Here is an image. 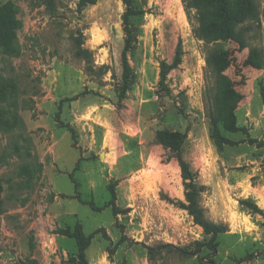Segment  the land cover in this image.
<instances>
[{
    "label": "rangeland",
    "instance_id": "rangeland-1",
    "mask_svg": "<svg viewBox=\"0 0 264 264\" xmlns=\"http://www.w3.org/2000/svg\"><path fill=\"white\" fill-rule=\"evenodd\" d=\"M79 1L50 10L42 0H0L17 20V52L0 45V264H76V241L63 233L76 222L107 234L92 238L88 264H264V64L244 65L251 47L264 54V0L244 49L197 37L184 0H134L144 12L131 17L130 88L124 0ZM219 45L244 94L242 129H223L221 151L210 136L216 84L206 62ZM162 129L187 135L181 155L206 186L205 215L227 226L214 242L179 204L182 168L157 140ZM162 244L174 248L151 249Z\"/></svg>",
    "mask_w": 264,
    "mask_h": 264
},
{
    "label": "trees",
    "instance_id": "trees-1",
    "mask_svg": "<svg viewBox=\"0 0 264 264\" xmlns=\"http://www.w3.org/2000/svg\"><path fill=\"white\" fill-rule=\"evenodd\" d=\"M50 10L56 6L55 0H42ZM188 7L196 10L198 26L196 27V36L207 42H218L232 40L240 48L248 47L247 33L252 30V21L257 17L259 5L257 0H184ZM96 0H80L81 8L88 4L95 3ZM126 11L123 15L124 30L126 33L125 46L122 51L123 82L130 88L136 81V74L132 71L128 62L127 51L135 39V32L132 27L131 17L143 13L134 5V0H124ZM80 8V9H81ZM17 20L12 4L7 3L0 8V45L6 52L16 53L15 29ZM86 51L79 48L78 54ZM181 59V46L177 47L174 65ZM206 62L209 70L215 75V94L212 103L208 106V117L210 119V136L221 151L224 145L229 141L223 134V129L229 131H239L242 128L237 124L236 110L244 98V94L236 88L235 81L226 73L231 64V54L228 49L219 45L209 51L206 56ZM264 64L263 50L257 46L249 49L248 55L244 60L245 66H251L261 69ZM162 79H165L169 66L162 62ZM156 138L159 142L170 147L179 155V161L182 168V176L185 186V201H180L181 207L188 210L194 221L201 225L206 233H212L211 241L219 233L227 231L225 224L215 223L209 220L205 215V209L201 204V194L206 190L204 184L196 181L195 176L189 168V164L183 159L181 151L186 142L187 135L180 131L158 130ZM1 188V186H0ZM114 197V196H113ZM93 205V204H92ZM103 231V227L86 234L83 225L76 222L74 228L64 229L63 233L72 237L76 241L78 248L77 257H72L70 262L76 264H88L86 250L89 247L92 238L96 233ZM166 247L174 246L172 244H162L152 250H162ZM193 253V252H191Z\"/></svg>",
    "mask_w": 264,
    "mask_h": 264
}]
</instances>
